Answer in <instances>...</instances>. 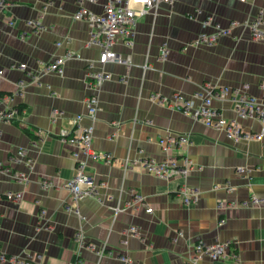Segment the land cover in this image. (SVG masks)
Instances as JSON below:
<instances>
[{
    "label": "crops",
    "instance_id": "0c3cea01",
    "mask_svg": "<svg viewBox=\"0 0 264 264\" xmlns=\"http://www.w3.org/2000/svg\"><path fill=\"white\" fill-rule=\"evenodd\" d=\"M75 2L0 0V114L17 113L21 107L14 120L0 119V163L28 177L19 184L0 172V255L38 264H185L193 244L202 240L229 242L238 258L236 263L204 259L202 264H264V205L237 206L252 196L264 198V136L233 143L221 130L150 99L154 94L168 99L181 94L198 105L194 95L208 83L247 85V94L264 102V40H251L240 26L212 47L190 45L215 26L250 21L259 11L264 15V0L161 4L156 12L137 18L131 47L120 40L114 44L130 66L106 63L104 71L111 79L97 89L91 86L88 62L96 63L98 51L87 45L86 24L72 18ZM102 3L87 8L98 13ZM207 18L209 23L203 24ZM28 21L38 22V27L28 26ZM162 45L168 51L165 61L158 60ZM67 51L82 60L67 61L61 73L44 71ZM99 70L95 64L91 71ZM90 96L99 103L91 149L109 154L111 163L88 161L86 172L97 184L99 199L74 202L62 188L75 170L73 148L62 143L58 133L72 128L71 118L85 114L84 100ZM212 106L223 118H235L228 101H213ZM55 111L58 117L52 121ZM239 122L245 131L260 129L256 121ZM167 134L189 138L187 145L172 151L192 161L186 179L162 181L131 164L145 157L162 159L158 140ZM18 149L26 151V158L10 163ZM239 168L246 172L237 173ZM42 182L50 187L43 189ZM181 185L199 191L197 203H180L176 191ZM8 192L21 197L9 201ZM134 196L142 203L134 202ZM217 202H224V210H216ZM221 219L225 223L219 226ZM130 227L138 233L128 234ZM78 232L96 250L105 247L106 254L79 249Z\"/></svg>",
    "mask_w": 264,
    "mask_h": 264
},
{
    "label": "built area",
    "instance_id": "2783aa9c",
    "mask_svg": "<svg viewBox=\"0 0 264 264\" xmlns=\"http://www.w3.org/2000/svg\"><path fill=\"white\" fill-rule=\"evenodd\" d=\"M100 0H76V10L73 13L72 18L75 21H83L87 27L88 41L87 45L96 48L98 51V59L96 63L88 62V77L91 80V86L98 88L103 82L111 79V74L104 71V65L106 63H113L130 66L129 58H122L114 51V44L117 41H121L126 47H131L133 44L134 27L136 25L137 18L148 13L149 11L156 12L161 4L172 5L177 0H103L100 11L98 13L93 12L87 5H96ZM241 3H248L251 0H239ZM1 4V3H0ZM209 18L203 21V24H208ZM27 25L30 27H38V22L28 21ZM242 26L247 29L251 40L263 41L264 40V15L262 11H259L257 15L250 21L237 22L231 21L226 27L215 26L210 33L201 32L190 43L194 47H212L220 39L224 37H232L233 31ZM41 27L38 28V30ZM60 46V43H57ZM167 49L165 45H162L159 51L158 60L165 61L167 56ZM72 60H82L81 57L72 52L67 51L61 57L57 58L53 63H50L44 68L45 72H57L61 73V67L67 62ZM99 65V71L92 72L94 65ZM19 69H24L23 65H19ZM24 86V82L20 81L18 87L21 89ZM247 85H243L240 88L231 87H217L211 84H204L198 93L194 95V99L199 101L198 105H194V100L187 99L181 94H176L172 99H168L160 94L151 95L150 99L156 101L161 105H166L171 109L188 116L194 120L200 121L206 127L221 130L225 137L233 142L238 143L241 141H258L264 136V102L258 101L247 94ZM50 95L54 96L55 93L51 92ZM213 101L225 102L228 101L231 104L232 111L235 115L233 119H225L221 114L212 106ZM98 99L96 96H90L84 100L86 112L83 115H76L71 118L70 130H59L58 137L62 143H65L73 148L72 157L75 161V170L72 176L62 184V188L68 191L74 202H78L80 199L86 197H96L99 199L97 193V184L94 178L86 172L88 161L97 160L107 164L111 163V157L109 154L102 152H95L91 149V142L93 136L92 124L95 121L96 113L98 111ZM15 110H9L8 112L0 114V119L7 122L14 120L16 115ZM58 117L57 112H54L52 121ZM89 121L88 126H82L81 121ZM252 120L256 121L260 129L257 132L245 131L241 128L239 121ZM189 143V138L186 135H174L167 134L166 136L158 140L164 157L160 160L152 158H141L140 160H134L131 164H139L143 170L152 174L157 179L162 181H171L173 179H186L189 173L193 169V163L188 156L180 154L175 156L172 154L174 149H180ZM26 158V151L18 149L17 152L9 158L10 163H17L20 159ZM130 161L125 160L124 166L127 167ZM237 173L242 174L246 172L244 169L239 168ZM0 172L7 173L12 180L16 183H27L28 177L23 173L16 171H10L7 166L0 163ZM43 189L49 188V183H40ZM214 187V189H216ZM199 191L192 189L186 185H181L176 191V196L179 198L180 203L183 206L189 207L195 204L199 200ZM21 197V193L5 194V199L9 201H18ZM134 202L142 203L140 196H134ZM232 205V204H231ZM264 205V198L256 196L250 197L247 202H243L237 206H260ZM225 208L224 202L216 203V210L222 211ZM67 211H74L72 207H67ZM118 208L114 209V212H118ZM146 212L150 213L151 209L147 208ZM225 223L224 219L218 222V225ZM128 234L136 235L137 229L130 227ZM179 237H182V233H178ZM76 241L79 249H86L94 251L98 256L105 255V247L95 249L94 245L86 244L83 234L78 232L76 235ZM124 244V242H123ZM207 259L211 262H218L221 260H230L233 263L237 261V254L231 250L229 242L214 241L213 243H205L202 240H198L193 244L191 251L189 252L185 264H202V261ZM121 260L128 262L127 258L121 257ZM0 263L8 264H38L37 260H31L29 258L19 257H6L0 255ZM79 260L71 262L70 264H79Z\"/></svg>",
    "mask_w": 264,
    "mask_h": 264
},
{
    "label": "trees",
    "instance_id": "16d2710c",
    "mask_svg": "<svg viewBox=\"0 0 264 264\" xmlns=\"http://www.w3.org/2000/svg\"><path fill=\"white\" fill-rule=\"evenodd\" d=\"M21 112V107H17V113Z\"/></svg>",
    "mask_w": 264,
    "mask_h": 264
}]
</instances>
